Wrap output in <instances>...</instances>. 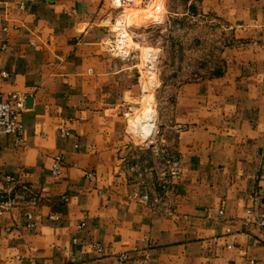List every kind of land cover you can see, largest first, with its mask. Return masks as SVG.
I'll return each instance as SVG.
<instances>
[{
  "label": "crops",
  "instance_id": "0c3cea01",
  "mask_svg": "<svg viewBox=\"0 0 264 264\" xmlns=\"http://www.w3.org/2000/svg\"><path fill=\"white\" fill-rule=\"evenodd\" d=\"M111 2L0 0V91L25 101L22 143L0 139V264H264V0H180L184 63L173 12L123 56ZM142 155L163 165L151 189Z\"/></svg>",
  "mask_w": 264,
  "mask_h": 264
},
{
  "label": "rangeland",
  "instance_id": "374dc122",
  "mask_svg": "<svg viewBox=\"0 0 264 264\" xmlns=\"http://www.w3.org/2000/svg\"><path fill=\"white\" fill-rule=\"evenodd\" d=\"M157 2L158 0H155L152 4L149 3V5H143L141 4L142 3L141 0H135V3L133 6L125 7V9H121L124 11L120 15V17L117 19L118 21L115 22L117 24L113 25V28L115 29V31H117L118 39L123 41L122 47H128V49L132 47L133 45L137 47L138 45L134 43L133 37H134V40L138 39V36H140L137 34L138 31L143 32L145 31L144 29H149L150 27L151 28L152 27L154 28L162 27L165 23V16L166 15L171 16V12H173V16L171 17V25L169 27V30H171L172 32L171 31L169 32V30L166 32H163L162 45L166 47V49L170 52V58L173 60V63H176V62L184 63L186 58H189V55L186 50H188L194 43L189 44L186 38L185 32L180 33L178 31L179 29L183 30L185 28L184 26H187V24H185L186 20L183 21L182 19L183 16L175 15V13L182 7V4L180 3V0H164L163 1L164 5L160 7V5H155L157 4ZM153 6L154 8H152ZM115 9H118V8H115ZM144 10L156 11L158 19H156L155 21H149L148 25L144 27L143 29L138 25L131 26V22L133 21L135 15L143 12ZM130 27H131L132 32L130 31ZM163 31H165V29H163ZM114 43L115 42H113V45ZM158 54H159V50L154 49V48H146L144 50L143 66L145 67L150 66V70H146V71H147V76L150 75L149 81L151 82L152 85L154 84V81H155L153 69H154V66L157 64ZM151 100L152 99H150L147 104L145 103V105H148L149 103H151L152 102ZM133 120L134 119H132V121ZM134 135L137 136V133H134ZM151 144L152 143H150V145ZM143 147H148V146L143 145ZM139 159L140 160L138 161V163L134 165V170H133L134 173L142 176L140 177L139 183L141 184V186H144L145 188L147 187V189L154 188L155 184L156 185L158 184L157 183L158 176H156L157 171H160V169L163 168V165L162 164L156 165L155 164L156 162L152 161V159L149 158L148 155L145 157L142 155L140 156ZM149 172H152V175H149L150 174ZM146 173L148 175H146Z\"/></svg>",
  "mask_w": 264,
  "mask_h": 264
},
{
  "label": "built area",
  "instance_id": "2783aa9c",
  "mask_svg": "<svg viewBox=\"0 0 264 264\" xmlns=\"http://www.w3.org/2000/svg\"><path fill=\"white\" fill-rule=\"evenodd\" d=\"M155 0H141V4L149 5ZM135 3V0H112V4L115 8L125 9V7H131ZM131 28V27H130ZM129 29V27H128ZM128 47H124L120 52L123 56H128L130 53L127 51ZM25 108V101L17 93H10L5 95L0 91V139L4 137H12L17 145H20L24 136V125L21 121V112ZM63 163V157H57L53 173L55 175L61 174V168ZM89 177L94 176V173H89ZM9 183H14L15 178L8 177ZM13 202V199L9 197L6 191H0V210H6ZM32 217V214H29ZM55 218V217H53ZM258 225L264 234V213H262L258 219ZM99 250L101 246L98 245ZM121 258L124 259L125 255L122 254ZM250 264H258L256 261H251Z\"/></svg>",
  "mask_w": 264,
  "mask_h": 264
},
{
  "label": "bare ground",
  "instance_id": "6f19581e",
  "mask_svg": "<svg viewBox=\"0 0 264 264\" xmlns=\"http://www.w3.org/2000/svg\"><path fill=\"white\" fill-rule=\"evenodd\" d=\"M143 18L137 19L138 26L143 25L144 22ZM155 117V113L152 112L149 108H146L145 110L140 111L134 118L135 127H138L139 125L143 128L147 136H151L154 133L153 129V119ZM152 141L151 139L149 142Z\"/></svg>",
  "mask_w": 264,
  "mask_h": 264
}]
</instances>
